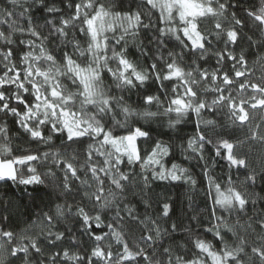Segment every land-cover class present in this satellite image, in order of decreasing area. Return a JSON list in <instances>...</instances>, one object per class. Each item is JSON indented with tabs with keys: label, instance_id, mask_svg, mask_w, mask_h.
<instances>
[{
	"label": "snow or ice",
	"instance_id": "1",
	"mask_svg": "<svg viewBox=\"0 0 264 264\" xmlns=\"http://www.w3.org/2000/svg\"><path fill=\"white\" fill-rule=\"evenodd\" d=\"M258 110L264 0H5L0 264H264ZM9 181L31 200L28 186L48 190L34 217L19 221Z\"/></svg>",
	"mask_w": 264,
	"mask_h": 264
},
{
	"label": "trees",
	"instance_id": "2",
	"mask_svg": "<svg viewBox=\"0 0 264 264\" xmlns=\"http://www.w3.org/2000/svg\"><path fill=\"white\" fill-rule=\"evenodd\" d=\"M4 2H5V0H0V6H3ZM130 50L133 54L136 53V50L134 47L130 46ZM209 63L214 65L215 61L211 60ZM257 75H259V73H257ZM131 100L136 101L137 96L135 94H132ZM133 106L135 107L136 105L134 104ZM151 110L155 111V107H153ZM252 115L254 117V120H253V125H254L256 122H258L260 120L261 115H264V110H258L256 112L252 113ZM164 119L166 121L167 118H164ZM0 122H3V117H0ZM8 123H9V126L12 127L13 131L15 132L16 129L18 128V125H13L10 120L8 121ZM139 123L143 124L145 127H148V123L145 122L144 120H140ZM151 128L154 130L153 135H156L158 132H163V133L169 132V130L167 128H160L156 121L151 122ZM184 131L190 134L192 132V126L188 125L184 129ZM244 131L246 132L247 129L245 128ZM238 135H239L240 139L244 138L242 134H238ZM160 138L167 140L168 136L162 135V136H160ZM177 143H179V141H177ZM41 150L43 151L46 149L43 146H41ZM243 151L244 152H250V154L252 156H255L258 154L260 149L258 147L250 148V146L248 144H245L243 147ZM164 159H165L167 166H170L172 161L169 160L167 157H165ZM172 160L181 164L184 167H190L191 170L195 174H197V178L199 179L200 168L198 166H196V161H185L183 156H181L179 149L176 150L175 155L172 157ZM43 170L44 169H41V171H43ZM226 171H227L226 168L223 171L219 167L217 169H215V173L217 175H224V173ZM232 174H233L234 178H236L237 176H239L240 179L243 178L239 173H236L235 170H233ZM3 183H4L3 181H0V185H3ZM177 183L178 182H173L172 184H169V182H167V181H164V182L156 181L155 185H158V186L155 188V190H156V192L166 193L167 195L172 196V198L174 200H176L178 209L181 207L182 201H183V207L188 208L187 199L183 195V188L180 186H177ZM8 185L10 187L9 195L11 196L14 193L16 203L22 205V207L20 209V214H19V221H23V220L28 219L29 215L34 217L38 213L39 206H41V202L42 201L45 203L47 202L46 193L48 190L43 185H41V186H36V185L28 186L27 192L33 193L35 196V200H31V199H29V197L27 195H25V189L23 188V186L17 187L11 181L8 182ZM204 187H207L206 182L204 183ZM3 191H4V189L0 188V196L3 195ZM203 197H204V193H203V191H201L200 196L195 198V202L200 205V208H203V206H204L203 205ZM24 205H27V207H24ZM209 207H211L210 201H209ZM139 211H141V212L143 211V206H139ZM188 211H189V214H191L190 208L188 209ZM13 224L17 228L25 226L23 223L18 222L16 217H14V219H13ZM185 224L187 225V220H185ZM204 225H205V227L209 226V221H208V218L206 215L204 217ZM193 227H195V225H193ZM197 231L203 232V229L197 228ZM207 236H208V239H211L210 233L207 234ZM177 238H179V234H178Z\"/></svg>",
	"mask_w": 264,
	"mask_h": 264
}]
</instances>
